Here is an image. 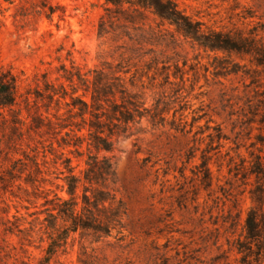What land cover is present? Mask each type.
<instances>
[{
    "label": "rangeland",
    "instance_id": "obj_1",
    "mask_svg": "<svg viewBox=\"0 0 264 264\" xmlns=\"http://www.w3.org/2000/svg\"><path fill=\"white\" fill-rule=\"evenodd\" d=\"M176 2L203 30L264 42V0ZM5 71L21 88L0 121V264L46 256L47 200L68 197L62 161L71 157L79 174L90 154L112 163L126 236L76 233L49 264H238L252 157L264 167V65L252 54L205 48L135 3L0 0V77ZM79 75L125 80L163 121L132 124L109 151L86 140L65 147L35 120L66 112L69 96L48 94L62 85L70 93L67 78Z\"/></svg>",
    "mask_w": 264,
    "mask_h": 264
},
{
    "label": "trees",
    "instance_id": "obj_2",
    "mask_svg": "<svg viewBox=\"0 0 264 264\" xmlns=\"http://www.w3.org/2000/svg\"><path fill=\"white\" fill-rule=\"evenodd\" d=\"M105 1L114 5H141L175 25L205 48L249 53L253 55L256 64L264 65V42L258 34L246 37L203 30L200 22L193 21L178 8L176 0ZM67 79L71 85L70 93L62 85L59 89L52 88L48 94L50 100L57 96V102L69 96L70 100L65 102L66 112H56L53 119L41 115L35 120L36 129L46 128L47 131L61 134L65 147L81 146L86 140L89 146H94L98 151H109L112 149L113 139L126 133L132 124L143 118H148L153 123L164 119L158 106L154 107L155 111L148 108L138 93L129 90L125 80H85L81 75L78 76L79 80ZM131 85L134 86L135 82L132 81ZM20 88V80L12 72L5 71L1 74L0 121L4 110L17 104ZM80 89L83 93L77 94ZM62 163L66 170L62 189H65L68 197L56 192L53 198L47 200L50 208L46 220L51 232L48 235L46 256L39 264H49L51 258L76 233H90L94 236V241L112 237L114 232L120 235L119 238L126 236L125 207L116 198L111 186L115 174L109 158L90 154L85 161V168L79 174L75 172L76 167L73 166L71 157L66 156ZM202 164L209 174L207 162L203 161ZM247 175L254 177L253 187L249 191L253 206L247 212L243 233L235 240L238 264H264V167L259 154L252 157ZM79 261L88 264L81 258Z\"/></svg>",
    "mask_w": 264,
    "mask_h": 264
}]
</instances>
